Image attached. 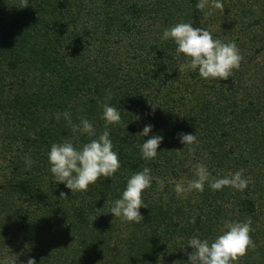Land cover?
Segmentation results:
<instances>
[{"label": "trees", "instance_id": "1", "mask_svg": "<svg viewBox=\"0 0 264 264\" xmlns=\"http://www.w3.org/2000/svg\"><path fill=\"white\" fill-rule=\"evenodd\" d=\"M198 2L0 0V264H187L190 238L211 241L226 222L247 218L256 247L236 264H264V0H220L222 9L203 11ZM181 22L235 42L239 69L227 80L181 70L182 54L162 39ZM109 93L121 114L109 126L121 167L73 194L49 171L51 145L73 136L55 114L87 118L98 136ZM149 124L148 136H136ZM180 133L196 135L195 152ZM77 135L76 147L88 142ZM152 135L163 140L146 161L140 146ZM197 163L215 178L241 171L248 185L206 183L178 197L175 184L193 179ZM145 167L153 180L144 220L122 223L107 212Z\"/></svg>", "mask_w": 264, "mask_h": 264}, {"label": "clouds", "instance_id": "2", "mask_svg": "<svg viewBox=\"0 0 264 264\" xmlns=\"http://www.w3.org/2000/svg\"><path fill=\"white\" fill-rule=\"evenodd\" d=\"M21 4L23 7L28 6L27 0H21ZM207 7L222 9L223 4L220 0H199L196 4L199 11ZM162 39L171 40L176 45L177 59H181L182 54L184 63L180 65L181 70H198L200 78L206 80H227L234 70L239 69L243 59L235 42L225 43L214 39L210 31L200 27L193 28L191 23L181 22L171 26L164 30ZM111 99L112 95L109 93L101 102L100 119L104 122V131L98 136L87 118L80 117L77 124L73 123L70 112L55 114L57 121L63 118L67 122L73 136L71 139H64L51 145L47 154L49 171L56 183H63L73 194L87 191L89 186L95 184L101 177L111 178L121 167L109 136V126L120 124L121 114L116 107L109 105L108 101ZM151 130L152 125H146L136 136L146 137ZM77 134L86 135L89 138L88 142L76 147L73 141L78 139ZM178 137L180 143L188 147L190 153L195 152L194 145L198 143L195 134L180 133ZM162 140L163 137L159 135H152L144 140L140 146L141 158L146 161L154 159ZM24 162L27 169L34 163L28 156H25ZM152 180L151 169L147 167L131 174L120 198L113 202L107 213L119 218L122 223H140L144 217L139 209L146 208L142 194L151 187ZM206 183L213 191L222 190L224 187L242 191L248 185L241 171L227 177L215 178L211 177L204 164L197 163L194 166V178L187 183L175 184L174 190L178 197H185L193 191L203 192ZM60 196L65 197L64 193ZM251 225V218L242 222H226L220 230L221 234L211 241L206 238H190L188 246L192 252L188 255L187 264H236L247 254L249 248L256 247L250 235L253 231ZM27 264H36V261L29 258Z\"/></svg>", "mask_w": 264, "mask_h": 264}]
</instances>
